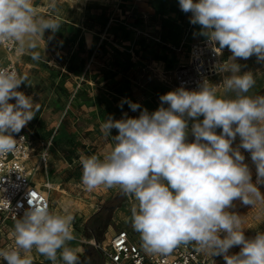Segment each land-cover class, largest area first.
<instances>
[{"label":"clouds","instance_id":"obj_1","mask_svg":"<svg viewBox=\"0 0 264 264\" xmlns=\"http://www.w3.org/2000/svg\"><path fill=\"white\" fill-rule=\"evenodd\" d=\"M179 7L191 13L190 23L201 26L209 44L231 52L216 70L225 94L234 98L219 95L217 85L202 79L198 90L181 85L161 95L153 112L124 99L119 106L127 103L133 112L140 110L139 116H108L100 124L114 146L102 159L80 156L81 183L89 192L119 186L134 198L131 225L147 254L167 255L195 243L197 251L222 256L225 264H264V232L247 239L241 216L230 211L234 201L264 203V95H247L256 80L237 63L253 55L264 62V0H179ZM61 23L38 16L34 0H0V46H13L21 55L26 48L37 49V38L46 30L57 32ZM31 59L39 62L41 53L31 51ZM28 80L26 72L0 67V158L15 153L14 134L39 110L34 98L19 90L30 85ZM190 120L193 142L188 141ZM239 149L250 154L255 182ZM28 204L10 234L15 247L0 249V259L33 264L35 249L52 264H58V251L63 264H80L68 246L75 239L74 216L50 212L34 194ZM235 246L240 251L229 255Z\"/></svg>","mask_w":264,"mask_h":264},{"label":"rangeland","instance_id":"obj_2","mask_svg":"<svg viewBox=\"0 0 264 264\" xmlns=\"http://www.w3.org/2000/svg\"><path fill=\"white\" fill-rule=\"evenodd\" d=\"M119 1L121 0H34V6L37 9L38 16L45 19L58 18L62 21V19H76L79 12L83 10L84 4L90 2L95 6L97 5V7L90 6L95 18L89 16L87 19L101 24L103 19H105L104 15L106 14L105 16H107L109 8L119 3ZM163 1V8L159 10ZM148 2L156 6L157 11L164 20L162 29L172 38L175 36V31L182 28L184 20L190 22L191 13H184L180 10L179 0H148ZM200 28L201 26L190 23L188 41L194 42L204 38V36L200 35ZM50 32L51 30H46L42 36L37 38L39 44L37 49L28 50L26 48L23 55L18 52L5 54L0 46V65L12 60L17 66L18 73H28L29 80L27 83L30 85H22L19 90L26 95H31L35 103L39 105V110L36 112L35 117L24 129L29 131L30 138L36 148L39 141H44L43 147L47 151V167L45 170L33 172L32 180L35 183L39 182L40 185L42 183L51 185L52 188L41 187L48 194L51 212L57 214L68 213L74 216L73 231L75 239L68 242V246L73 248L78 256L84 255L86 250L88 252L94 251L95 248L90 241L95 240L87 236L88 228L92 225L91 218L105 204L115 198L116 202H119L117 207L112 209L111 212H107L106 209L102 210V218L107 220L108 225L103 229L99 242L105 244L117 230L125 229L131 235V238L140 245L142 251L145 252L142 248L140 234L131 225V208L136 203L134 198L124 194L121 196L119 186L111 189L100 187L89 192L81 183L82 166L79 163L80 156L97 155L102 159L107 154V151H103V149L112 140L110 137L106 138L102 133L98 136V140H92L91 133L95 130L93 123L95 124L96 120L93 122L92 118L77 117L81 109L75 105L73 108L67 106L69 105L68 93L65 87H49L51 80L48 71L51 66L46 63V59L49 57L47 54L49 48L48 35H51ZM31 51H39L42 59L39 62L33 61L31 59ZM229 56H231V52L227 48L221 50V60L226 61ZM237 63L242 65V72H251L256 80L255 86L250 89L247 95L251 96L258 89L264 87V62H258L256 56L253 55L247 60L238 59ZM176 72L177 69L175 70L174 87L161 88L159 92L162 95L178 88ZM222 81L223 76L221 74L209 80V82L218 86L219 95L225 96V98H234V93L225 94ZM185 88L198 90V86ZM158 94L156 98L159 99ZM10 102L14 103V101ZM167 106L165 105V107ZM147 109L149 112L157 110V108ZM128 110L132 111L131 109ZM138 111L140 112V110L134 112L137 116ZM199 119L202 120L203 117ZM100 120L97 125L101 124L102 121ZM192 123L193 121L190 120L189 133ZM116 131V129H113L112 134H117ZM239 143L240 138L237 136L233 147H238ZM239 150L245 156V163L249 166L253 182H255L256 168L251 161L250 154L243 149ZM28 165H32L31 160ZM32 189L37 190L39 186L34 185ZM260 191L264 194V186L260 187ZM234 205V208L230 209V211H234L241 216L242 228L247 239L254 238L258 232H264V203L258 202L256 205L251 206L243 205L240 201H234ZM12 230L13 227L9 226L8 223H5L2 228L0 227V249L10 248L14 244L10 235ZM86 245L88 247L85 249ZM239 251L240 246H235L229 250V255ZM32 256L33 261L42 264H52L51 261L37 253L35 249H33ZM57 256L58 264H63L62 260H60L59 251ZM1 261L2 259H0V264ZM212 263L225 264V261L222 256H219Z\"/></svg>","mask_w":264,"mask_h":264},{"label":"crops","instance_id":"obj_3","mask_svg":"<svg viewBox=\"0 0 264 264\" xmlns=\"http://www.w3.org/2000/svg\"><path fill=\"white\" fill-rule=\"evenodd\" d=\"M90 6L95 5L85 3L76 19H62L60 29L50 32L46 63L51 66L49 87H65L67 106L81 109L77 117L96 120L91 139L98 140L99 119L134 113L127 103L119 106L124 99L139 103L140 110L160 106L159 90L174 87L175 70L187 62L190 22L184 20L172 38L148 0L119 1L101 24L87 19L93 16ZM113 146L111 141L103 151Z\"/></svg>","mask_w":264,"mask_h":264},{"label":"built area","instance_id":"obj_4","mask_svg":"<svg viewBox=\"0 0 264 264\" xmlns=\"http://www.w3.org/2000/svg\"><path fill=\"white\" fill-rule=\"evenodd\" d=\"M217 46L208 43L207 38L191 42L188 46L187 62L179 67L176 72L178 87H196L202 81L215 78L219 73L216 65L221 62V50ZM5 54H14L13 46H1ZM0 67H7L18 72L16 64L11 60ZM29 131L22 129L19 134H14L17 140L15 153L6 158H0V227L5 223L14 227L15 220L23 216L29 208L28 201L33 197L47 204L51 212V204L48 194L41 187L43 183H35L32 180L33 172L45 170L47 167V151L44 149V141L38 142L36 148ZM32 165L29 166V161ZM37 185L39 189L33 190ZM223 235V234H222ZM14 243V240H11ZM99 252L101 264H208L219 256H211L197 251L195 243L180 245L170 254H147L140 245L131 238L125 230H117L104 244L92 242ZM15 247V244L12 245Z\"/></svg>","mask_w":264,"mask_h":264},{"label":"trees","instance_id":"obj_5","mask_svg":"<svg viewBox=\"0 0 264 264\" xmlns=\"http://www.w3.org/2000/svg\"><path fill=\"white\" fill-rule=\"evenodd\" d=\"M163 5H164V1L162 2L161 6L159 7V10H161L163 8ZM103 13H105V12H103ZM105 15H104L105 19H103V21H106L108 19L107 16H105ZM92 17L95 18L94 16H92ZM166 48H170V47L166 46ZM260 95H264V87L258 89L251 96H260ZM129 116L130 117H137V115L135 113H132ZM219 132H220V129L217 130V134H219ZM188 141L189 142L194 141V137L191 134L188 135ZM122 194L123 193L121 191V196H122ZM115 202H116V198L113 199L112 201L108 202V204H105L102 207V209H100L97 213H95L93 215V217L91 218L92 225L88 228V235H87L88 238H93L96 242H99L100 235L102 234L103 229L108 225L107 220H105V219L103 220V218H102V215H101L102 210L106 209L107 212H111L112 209H114L115 207H117L119 205L118 204L119 202H116V203ZM87 247H88V245L85 246V249ZM78 257H79L80 264H101V262H102V258L96 249H94V251H91V252H88L86 250L84 255L78 256ZM1 264H6V262L2 260ZM33 264H42V263H39L37 261H33Z\"/></svg>","mask_w":264,"mask_h":264},{"label":"bare ground","instance_id":"obj_6","mask_svg":"<svg viewBox=\"0 0 264 264\" xmlns=\"http://www.w3.org/2000/svg\"><path fill=\"white\" fill-rule=\"evenodd\" d=\"M225 59H226V58H225ZM221 62H223V60H221ZM221 62H220V63H221ZM43 184H44V185H43L44 187H48V188L50 187V188H52L50 184H49L50 186H48V184H45V183H43ZM53 189H54V188H53ZM90 242H93V240H91Z\"/></svg>","mask_w":264,"mask_h":264}]
</instances>
